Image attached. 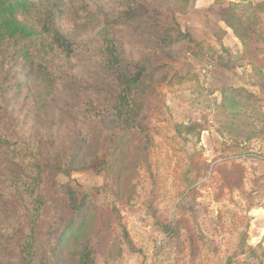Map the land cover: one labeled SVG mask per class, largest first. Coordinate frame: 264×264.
I'll list each match as a JSON object with an SVG mask.
<instances>
[{"label":"rangeland","instance_id":"obj_1","mask_svg":"<svg viewBox=\"0 0 264 264\" xmlns=\"http://www.w3.org/2000/svg\"><path fill=\"white\" fill-rule=\"evenodd\" d=\"M123 2L63 8L56 72L25 41L1 46L0 264H27L37 203L20 174L38 167L33 264H78L87 243L94 264H264V0H144L150 28L108 21ZM173 15L192 41L159 48ZM108 31L132 60L151 56L136 131L83 119L113 101Z\"/></svg>","mask_w":264,"mask_h":264},{"label":"trees","instance_id":"obj_2","mask_svg":"<svg viewBox=\"0 0 264 264\" xmlns=\"http://www.w3.org/2000/svg\"><path fill=\"white\" fill-rule=\"evenodd\" d=\"M92 1L98 0H0V52L1 46L7 44L12 39L25 41L22 48L25 57H32L31 49L37 61L39 62V68H44L48 72H56L52 68V62L50 61V54H63L69 56L70 53V40L63 36L56 25V18L62 12L63 8L67 5L78 7L86 5ZM133 1V2H132ZM189 0H181V3ZM123 9L116 17L109 19L114 24H124L129 20L141 22L144 21V25L150 28V19L147 16L152 15L158 8H152L144 3V0H126L123 2ZM34 19V22H27L25 19ZM154 23V22H153ZM115 26H113L114 29ZM104 38V48L101 50L102 61L104 62L103 68L111 79L112 97L113 101L110 106H104L105 104L93 105L96 109L92 112L87 108L88 115H84V120H92L100 122L107 118H115L118 123L124 124L125 128L134 129L135 131L141 125L142 106L140 101L144 96L141 94V86L144 78L147 74V70L150 65V57L144 56L139 60L134 61L131 57H128L123 48L122 42L118 40L116 34L111 35L110 31L106 33ZM184 40L192 41L190 34L181 30L175 15L171 17V22L167 25V28L163 30L159 40L156 42L157 47L165 49L176 43ZM60 42V44H58ZM152 45H155L152 44ZM68 52H66V50ZM156 49V46H155ZM156 52V50H155ZM33 63V61H31ZM58 72V71H57ZM113 137V136H112ZM8 136L4 134V144ZM80 143L72 150V160H76L78 157L83 142L86 138H81ZM20 141V140H18ZM7 144V143H6ZM24 144V142L22 143ZM115 144V142H114ZM234 153L233 155L241 156L249 151L243 150ZM246 148V147H245ZM37 162L40 158H36ZM14 163L16 160L13 161ZM105 164L107 160L105 159ZM35 167L32 165L30 170ZM20 167H17L19 170ZM38 171L32 172L33 179H30V174H20L25 177L23 186L27 190L26 195L33 198L37 203L35 209L36 214H33V221L28 236L25 238V246L22 249L24 252L23 259L27 264H33L35 261V255L32 252L33 244L35 240V230L37 226V218L39 216L40 209L43 205L42 197L40 196V187L42 185L43 171L40 167ZM18 174V173H17ZM30 180L33 185H29ZM87 196L84 195L83 199ZM85 223L86 219H83ZM94 249L87 243L79 256L78 264H94L93 258ZM245 252H241L244 254ZM232 258H230V262Z\"/></svg>","mask_w":264,"mask_h":264}]
</instances>
